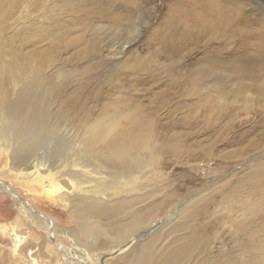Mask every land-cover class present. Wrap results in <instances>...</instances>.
Returning <instances> with one entry per match:
<instances>
[{
	"label": "bare ground",
	"instance_id": "bare-ground-1",
	"mask_svg": "<svg viewBox=\"0 0 264 264\" xmlns=\"http://www.w3.org/2000/svg\"><path fill=\"white\" fill-rule=\"evenodd\" d=\"M29 1L33 2V12L30 11L36 17L39 15L44 25L42 31H36L38 18L35 17L31 35L22 38L23 34L16 32L13 24V21L19 22L20 2L7 4L6 0H0V151H3L2 142L16 145L13 160L28 174L35 170L33 174L41 181L49 180L47 194L68 204L77 230L89 242L85 245L89 254H83L79 244L76 252L57 243L62 255L71 264H103L107 258L103 255L116 249L117 254L127 256L117 264H264V154H259L263 160L255 158L252 165L245 166L247 171L241 178L233 173L212 191L213 186L210 187L204 201L188 209L185 206L199 192L177 203L182 195L169 191L167 185L161 190H167L162 195L158 187L163 182L158 186L162 180L157 169L163 160L170 163L180 158L192 139V134L177 131L181 125L179 120L175 118L176 122L172 123L176 110L162 112L170 101L177 100L181 88L172 83L178 81L168 85V98L158 94L149 100V106L134 100L125 105L126 101L119 95L132 90L124 86L110 88L111 93L106 96L97 88L89 90L95 83L117 85L120 63L111 57L121 58L135 39L115 47L114 39L101 35L100 32L107 30L100 26L85 42L86 46L78 50L87 36L84 33L87 21L78 18L66 25L57 19L58 10L71 11V3L63 0L47 7L46 0ZM253 3L251 0H192L186 6L193 8L194 5L198 11L191 18L197 27L210 26L209 31L219 41V50H229L234 45L240 53L248 46L260 52L259 60L264 61V30L252 28L258 22L246 11ZM108 19L115 26L113 37L116 38L121 31L116 29L119 22L115 16ZM136 30L126 28L129 34ZM239 34L251 36L259 43L244 40L235 43ZM44 36L52 37L44 51L25 52L26 44L32 43L34 47ZM98 38L103 41L98 42ZM60 48L72 49L75 54L72 58L60 59ZM249 63L241 65V77L256 84L251 87L259 93L257 87L264 62ZM237 64L240 63L237 61ZM103 66L108 69L106 80H102L104 71L100 72ZM151 71H146L148 76H140L139 81L146 85L156 82L157 74ZM245 85L240 84L237 91L238 96L246 95L244 109L251 91ZM261 115L244 133L243 139H246L257 130V137L261 138L255 142L247 140L250 145L238 156L242 161L250 157L249 147L253 152L264 151V114ZM204 156H208L206 152ZM44 168L49 174H42ZM59 178H63L62 184ZM7 190L0 185V192L19 200L20 212L32 225L55 239L51 221L40 218L20 196ZM233 199H238L236 206L232 205ZM212 208L224 209L225 216L216 217ZM161 213L164 219L158 221ZM103 226L106 232L101 234ZM216 244L219 247H213ZM161 249L165 253L156 257Z\"/></svg>",
	"mask_w": 264,
	"mask_h": 264
},
{
	"label": "rangeland",
	"instance_id": "rangeland-1",
	"mask_svg": "<svg viewBox=\"0 0 264 264\" xmlns=\"http://www.w3.org/2000/svg\"><path fill=\"white\" fill-rule=\"evenodd\" d=\"M13 1L20 2L17 15L19 22L13 21L16 32H21L22 38L30 36L29 33L33 31V25L36 22V31H42L44 21L39 15L36 17L32 13L33 2L23 0L21 3L22 0H6L7 4ZM46 1L48 7L63 0ZM67 1L72 5L71 11L62 13L61 10H58L59 17L57 19L68 25L80 18L86 20L88 25L84 31L87 36L78 50L86 46L85 42L100 26L107 30L100 32L101 35L108 40L114 39L115 47L125 40L135 39V42L122 53L121 58L111 57L113 61L120 63V72L116 75L117 79L115 80L119 86L113 85L114 83H95L96 85L94 84L89 90L97 88L100 93L102 92V95L106 96L111 93L110 88L124 86L132 90V92L122 93L124 96L119 95L126 101L125 105L134 100L141 102L144 106H149V100L158 94L168 98L170 94L168 85L172 81H178L172 83H176L174 86L181 88L177 100L170 101L162 112L176 110L171 117L172 123L176 122V119L179 120V123L184 125H180L177 131L181 134H192V139L189 141L190 144L186 145L189 149L187 150L185 147L180 158L173 159L174 162L171 160L170 163L167 160L162 161L157 171L161 172L158 178L162 180L158 186H161L162 182L163 184L161 188L158 187V191L165 189L168 185L169 191L173 190V193L182 195L177 203L184 197L189 199L199 192V196L185 206L188 209L193 204L204 201L210 187L213 186L212 191L213 188L218 187L220 181L223 182L230 178L233 173H237L241 178L247 171L245 166L252 165L255 158L262 159L259 154H264V151L253 152L251 147H249L248 154L250 157L243 161L238 157L245 153L246 146L249 144L247 140L255 142L261 138L258 139L257 130L249 138L243 139V136L247 127L258 122L259 115L264 114L262 113L264 112V70L261 72V81L258 84L260 89L256 86L259 94L254 89L256 84L251 83L250 80L245 81L241 77L240 69L243 63L259 61L260 64H263L264 61L259 60L260 52L246 46L238 53L235 51L236 46L234 45L229 50H219V41L215 40V34L209 31L210 26L206 27L207 25L200 24L201 27H197L191 20L192 16L195 17L198 14L193 4L194 9L186 6V2L192 0H185V2L184 0ZM251 2L254 3L250 7H246V11L249 10L247 15L258 22L252 28L262 31V28L264 30V0H251ZM252 9L256 10L252 12ZM111 16H115L119 22L116 29L121 30L120 34L117 33L118 37L116 38L113 37L116 35L115 26L108 22V18ZM35 17L38 18L36 22H34ZM79 25L80 23L76 26ZM126 28L137 30L135 33L129 34ZM245 33L249 34L250 32L245 31ZM3 36L5 37L6 34L4 33ZM72 37L73 35L68 37L65 43H68ZM51 40L52 37L44 36L41 42L34 47L32 43H28L25 52L32 54L34 49L44 51ZM239 40L259 43L255 38L245 34H239L234 42L239 43ZM99 41L103 40L98 38ZM98 47L102 49V44L99 43ZM74 54L75 51L72 49L70 51L59 49L60 59L72 58ZM237 61L240 63L239 65ZM206 68L209 69L206 70ZM210 69L214 72H209ZM102 70L105 73L102 80L108 79L109 77L106 75L108 69L103 66L100 72ZM148 70H152L154 75L156 73L158 80L153 82L152 78L148 77L151 83L146 85L139 81V77L148 76L146 74ZM134 71L136 73L133 74ZM242 83L251 89L249 98L245 99L246 109H244L246 95H237L239 85ZM174 106L177 108L175 109ZM165 134L167 133L165 132ZM169 134L172 135V133ZM1 147L3 151H0V185L6 187L7 191L12 192L15 196H20L30 208L40 214V218L46 217L47 220H50L55 227L56 241L51 239L46 231L29 222L28 218L20 212L19 200L13 199V196L7 192H0V264H71L66 256H63L59 251L60 247L57 246V243L63 248L65 246L66 249L69 248L76 252L79 244L83 254L88 255L85 245L89 242L83 240L82 233L77 230L68 204L59 201L56 196L47 194L46 185H50L51 182L49 183V180L41 181L39 177H36V174H33L35 170H31L28 174L19 163L13 160L12 152L16 145L2 142ZM205 152L208 155L206 157L204 156ZM42 174H49L47 168L43 169ZM235 178H232L233 181ZM191 179L192 182L189 181ZM62 180L63 178H59L60 184H62ZM183 185L184 188L181 189L180 186ZM222 185L224 183L219 186ZM154 190L155 187H152L151 191ZM166 191H161L162 195ZM160 199L161 197H158V200ZM237 201L238 199H233L232 205L236 206ZM211 212H215V216L218 218L225 216L226 213L224 209L215 210L214 208L211 209ZM164 216L161 213L157 217L158 221L163 220ZM102 231L101 234L106 232L105 226L102 227ZM213 247L217 248L219 245L216 244ZM163 250L157 251L155 256L158 257L165 253ZM118 251L116 249L115 253L103 255L107 258H104L101 263L117 264L120 261H125L126 254H117Z\"/></svg>",
	"mask_w": 264,
	"mask_h": 264
}]
</instances>
